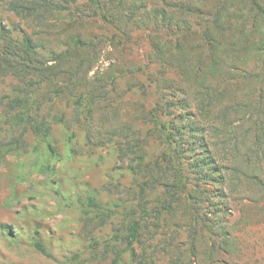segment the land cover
<instances>
[{
	"label": "rangeland",
	"instance_id": "1",
	"mask_svg": "<svg viewBox=\"0 0 264 264\" xmlns=\"http://www.w3.org/2000/svg\"><path fill=\"white\" fill-rule=\"evenodd\" d=\"M89 1L69 0L73 9L69 20L81 21L78 30L101 39L79 74L81 84L72 85L73 79L67 82L68 88L55 92L57 85L44 81L47 79L33 76L32 87H27L19 73L0 71V264H110L115 255L117 264H264V190L254 182H264V134L257 138L264 127V93L250 97L248 111L228 113L230 118L239 117L228 138L217 136L215 119L195 113L204 126L202 143L210 147L209 162L204 168L194 166L198 156L194 153H201L203 144L183 140L190 153L182 172L189 197L182 192L174 204L164 208L160 200L164 189L156 178H149L146 170H132L129 162L143 161L154 172L169 174L164 181L172 182L161 156L166 143L159 132L146 133L150 126L140 116L153 106L157 85L167 97L179 96V92L168 90L160 81L155 85L160 64L148 57L147 30L137 22L142 11L134 21L128 18L133 13L124 15L123 26L103 28L100 20H85L84 8L93 7ZM98 1L105 5L104 0ZM133 2L125 0L120 8L128 10ZM151 7L146 2L145 11ZM3 25L12 35L21 28L32 30L28 22L0 4ZM59 31L51 29L48 47H61L66 33L59 41ZM113 34L117 37L109 41ZM189 40L194 42L192 37ZM129 68L135 73L127 71ZM171 76L178 80V89L184 85L186 90L185 80ZM86 80L90 86L85 85ZM83 89L94 111L89 112L84 101L82 112L73 110L72 103ZM26 90L33 91L32 112H38V119L41 114L48 119L64 112V122L52 121L47 136L35 134L28 124L16 126L9 121L15 111L7 107V98L23 96ZM87 93L96 95L91 99ZM189 99L195 101L192 96ZM195 107L196 103L191 109ZM108 109L109 115L105 114ZM123 125L131 128L127 135L138 140H130V144H137L142 160L130 151L124 156L122 146L129 145L123 135H114ZM211 171L212 176L205 174ZM221 171L226 173V198L218 186ZM251 173L256 177L253 181L247 176ZM146 180L155 187H147ZM90 195L110 216L87 206ZM133 220L140 228L137 238L128 244L126 227ZM94 242L98 244L92 247Z\"/></svg>",
	"mask_w": 264,
	"mask_h": 264
},
{
	"label": "trees",
	"instance_id": "2",
	"mask_svg": "<svg viewBox=\"0 0 264 264\" xmlns=\"http://www.w3.org/2000/svg\"><path fill=\"white\" fill-rule=\"evenodd\" d=\"M133 1L130 9L125 10L120 8V4H124L125 0H104L105 5H101L98 0H90L93 7L84 8L87 12L85 20L91 18L92 21L95 18V21L100 20L101 27L116 29L117 26L126 24L124 15L133 13L128 15V18L134 21L135 15L142 11L139 14L141 19L138 18L137 22L143 24V29L147 30L146 37L150 42L148 57L160 64V69L155 72L159 75L155 85L160 81L168 90L179 92V96L167 97L157 85V97L153 106L140 116L142 123L150 126L146 133L159 132L158 137L166 143L161 156L167 166L165 173L172 174V182L164 181L169 174L164 173V176L154 172L152 168L142 165L143 161L129 162L132 170L138 168V173L146 170L149 178H156L157 184L164 189L163 194L165 193L161 196V205L167 208L182 196V192L189 197L185 191L186 183L182 181V172L185 171L184 161L190 153L183 144L186 141L191 144L200 141L203 144L201 153H194L198 156L193 159V165L204 168V163L207 165L209 162L207 150L209 151L210 147L207 143H202L205 140L204 126L199 125L195 113L206 119H215L218 122L217 136L228 138L231 127L239 120L238 115L230 118L228 113L239 114L243 110L248 111L247 101H251L250 97L264 93V0ZM52 2H55V5H52ZM146 2L152 4L150 11H145ZM0 4L28 22V26L32 28L30 32L21 28L20 33L12 35L11 30L9 32L4 25L0 26V71L3 74L12 72L16 76L19 73L27 87H32L33 76L41 80L47 79L44 81L57 85L55 89L52 88L55 92L68 88L67 82L73 79L76 81L71 82L72 85L81 84L79 74L83 66L89 63L90 54L95 51L101 39L88 37L78 30L81 21L69 20V13H73L69 0H0ZM63 22L69 23L63 27ZM55 28L60 30L57 33L59 41L60 35L66 33V38H61L62 45L58 49L50 48L46 43L51 29ZM116 37L117 35L113 34L108 40ZM191 37L193 43L189 40ZM119 42L113 44L118 45ZM43 49L47 50V55L41 51ZM248 60H251V65ZM139 70V73H142L144 68ZM170 70L171 74H167ZM127 71L135 73L134 68ZM171 75L185 80L186 90L184 85L183 89H178L179 85L175 83L178 80ZM85 85L90 86V82L86 80ZM140 86L143 88L144 84L141 83ZM32 92L26 90L23 96L7 98V107L15 111L9 121L16 126L28 124L35 134L42 133L44 137L50 133L52 121L64 122V112L51 115L48 119L41 114L38 119V112L37 115L32 112ZM85 92L84 89L80 91L73 101L74 111L82 112L83 101L89 112L93 109L92 101L88 100ZM95 95L96 93L88 94L91 99ZM190 96L195 101L190 100ZM195 103L193 110L191 107ZM107 113L109 115V109L108 112L105 111V114ZM76 114L78 116V113ZM212 127L214 129V126ZM130 130L128 125H123L117 128L114 135H123L124 143L129 145L122 146L124 156L130 151L139 159L137 144H133L138 140L127 135ZM235 132L237 133L236 128L233 136ZM263 134L264 127L259 130L257 138ZM117 141L119 142V139ZM50 149L52 150V147ZM205 174L212 176L213 171ZM247 176L252 181L256 178L252 173ZM217 178L220 193L226 198V189L223 188L226 173L222 172ZM145 182H148L147 187H155L149 183L152 181ZM254 182L264 190V182L261 179ZM144 190L145 186L141 188V193H144ZM86 200L89 208L98 211L100 215L104 214L105 217L110 216L111 212H107L94 196L90 195ZM139 228L140 223L136 220L128 223L125 236L128 244L137 238ZM90 244L93 247L98 243ZM35 245L42 253L45 252L39 242ZM117 261L118 255H115L110 264H117Z\"/></svg>",
	"mask_w": 264,
	"mask_h": 264
}]
</instances>
